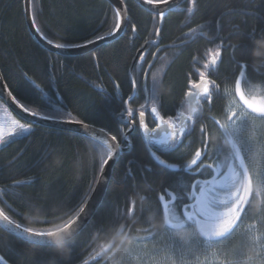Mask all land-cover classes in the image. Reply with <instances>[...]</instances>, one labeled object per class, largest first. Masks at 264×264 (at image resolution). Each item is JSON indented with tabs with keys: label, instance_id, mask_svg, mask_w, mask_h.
I'll list each match as a JSON object with an SVG mask.
<instances>
[{
	"label": "trees",
	"instance_id": "obj_1",
	"mask_svg": "<svg viewBox=\"0 0 264 264\" xmlns=\"http://www.w3.org/2000/svg\"><path fill=\"white\" fill-rule=\"evenodd\" d=\"M35 2L40 10L39 19L55 43L63 42V38L66 44L79 45L89 40L97 31L100 35L107 34L113 26L112 5L106 0ZM188 4L186 2L183 5L182 11H172L166 15L159 45L147 49L149 53L158 52V56L154 58L149 54L144 64V67L148 68L149 61L155 60L149 73V81L152 75L163 76L165 91L161 105L157 106H162L167 115H175L181 110V106H186L183 93L187 90L188 80L196 79L191 75L193 68L201 67L207 50L214 47L208 41L216 30L218 20L223 22L226 33L236 32L241 27L251 28L253 25L257 29L264 28V0H197L192 12L188 11ZM127 7L130 10L128 15L131 23L138 25L137 32L133 33L129 25L118 40L103 44L92 52L77 56H60L46 50L33 39L25 20L24 0H0V69L9 90L22 104L28 106L30 111L39 110L51 118H59L65 111L73 114L71 117L65 116V119H75L78 114L80 119L91 125L106 129L111 134H119V123L122 117H125L123 94L113 92L112 82L122 81L125 95L133 94L126 72L130 75L129 65L133 54L146 41L156 39L154 31L159 27L158 17L154 18L153 14L144 10L135 0H127ZM106 17L107 22H104ZM190 28H197L198 33L188 34ZM197 35L200 38H197ZM236 42L235 36L224 41L226 45H234ZM93 52L100 54L98 60L92 57ZM231 54L232 48L226 47L223 62L218 70H213L211 77L221 82L224 99L217 100L211 109L205 104L204 116L211 115L222 119L221 104L225 111L227 109L228 93L234 86L226 79L235 72L230 63ZM249 75L253 79L250 81L248 93L264 94V89L259 86L257 74L250 69ZM24 76L29 77L31 82L23 79ZM36 84H39L40 88L36 87ZM101 87L104 92L100 91ZM140 95L141 93H136V96ZM0 102L5 105L2 99ZM143 102L138 99L132 107L137 108ZM14 116L16 120L24 122ZM202 123L210 126V121H197L196 130L186 138L190 144L180 151L186 155L185 158H175L181 156L180 152L161 154L163 159L158 157L177 164L187 162L194 154L195 148L200 146L199 127ZM212 131L215 134V130ZM91 145L92 141L81 134L32 125L31 131L24 134L23 138L11 141L0 151V208L6 204L11 205L21 213L20 216L9 213L14 219L23 220L32 227H46L42 223L34 222V219L29 223L26 219L29 209L24 206V201L31 197L35 205H43L46 212L59 216V205L72 207L80 201L82 194H91L100 171L99 158L90 154ZM153 153L150 146L136 138L131 151L124 153L118 160L105 198L93 217L102 219L114 213L117 207L122 209L124 192L119 181L122 177L134 176L137 185L129 196L139 197L142 194L145 197L143 201L138 200L136 205L138 211L143 208V219L147 221L146 224L141 223L136 217H133L134 222L129 220L130 230L138 238L135 242L149 241L139 238L145 236L144 228L151 229L148 219L150 215L162 218L156 213L153 204L165 189L171 193L175 187L173 192L178 193L176 187L184 180L186 186H192L196 180L209 176L207 172L198 176L195 169L189 173L167 168L154 159ZM169 162L165 161V164H170ZM202 163L213 161L206 158ZM17 180L24 183L14 186L13 182ZM169 185L172 187H168ZM189 192L191 195V191ZM147 196H150L152 201ZM32 214L38 217L35 221L45 218L38 207L32 210ZM48 218L55 222L54 216L50 215ZM138 228L141 230L137 231ZM165 231L163 227L153 232L157 233L156 239L159 240ZM93 232L89 226L79 233L71 246L68 259L56 255L58 264H83L84 261H90L95 255L91 239ZM7 238V233L0 232V246ZM53 255L55 253L52 246L38 245L34 256L23 248L22 241H18L15 249L11 250V264H48ZM96 264L102 262L96 261Z\"/></svg>",
	"mask_w": 264,
	"mask_h": 264
},
{
	"label": "snow or ice",
	"instance_id": "obj_2",
	"mask_svg": "<svg viewBox=\"0 0 264 264\" xmlns=\"http://www.w3.org/2000/svg\"><path fill=\"white\" fill-rule=\"evenodd\" d=\"M29 2L30 0H24V15L32 34L38 40L51 46L53 49L79 46L66 44L63 38H61L63 42L55 43L46 31L43 22L39 19L40 10L35 0H31V7H29ZM110 2L112 4L111 12L113 15L111 31L105 35H100L97 31L89 40L81 42L82 46L86 47L115 40L129 25L133 33L138 31V25L131 23V18L128 15L130 10L127 7V0H110ZM170 2L171 0H138L141 7L153 13L154 18L159 17L161 26L155 28L154 35L156 39L146 41L145 45L133 54L131 64L129 65L132 75H128L126 72V78L133 95H125L122 81L117 80L112 82L113 92H121L123 94V112L127 122L120 127L119 134H111L108 130L103 129L101 130V135L90 131L83 136L92 141L91 146L94 150L100 147L107 149L106 153L101 155L98 160L100 171L96 177V181L97 185H99L106 182V169L109 161L114 157L115 149L120 147L122 136H131L133 130L142 131L149 138L155 137L157 143H173L175 145L174 150L179 152L181 146L185 144V139L196 130L197 121L202 119L210 121V126L205 123L200 125V146L195 148L194 154L187 160L186 164H165V161L155 156V153H153V157L159 164L167 168L177 171L184 170L189 173L195 169L196 175L199 176L207 172L211 176V179L196 180L193 184L195 191L190 196L182 195L185 189L181 188L179 189L181 195L173 197L171 200H166V197L170 193L165 189L157 197L153 205L156 213L164 219L165 230H170L174 227H187L196 222L218 227L221 223L217 225V221H220L222 217L226 218L223 220V223L227 226L217 235H213L211 231H206L209 242L213 239L219 241L228 237L237 225L240 224L248 208V204L245 201L250 200L252 196L251 192L241 193L233 191L232 185L241 171H247L246 153L251 141L246 133L249 130L258 133V127H264V94H249L247 91L250 87V81L253 79L249 75L250 69L257 74L259 86L261 89H264V63L254 66L251 62L253 59L251 55L253 48L252 41L254 38L264 35V28L257 29L253 25L251 28L241 27L236 32L226 33L223 22L218 20L216 22V30L208 41L214 47H210L207 50L203 65L199 68H193L191 75L196 77V79L188 80L187 90L183 93L187 108L184 109L181 106V110L177 114L167 115L164 113L162 106H157L158 104L161 105V98L163 96V93L157 91L158 86L163 84V76L152 75L149 81V73H151L155 60L149 61L148 68H145L144 64L149 54L154 58L158 56V52L149 53L147 49L155 47L162 38L163 21L166 18L167 10H169ZM187 2L190 5L188 11L192 12L196 7L197 0H187ZM104 22H107V17ZM197 33V28H190L188 34ZM233 36L237 38V42L234 45H226L224 41L231 40ZM197 38H200L199 35H197ZM226 47L232 48L230 63L235 69L232 76L226 78L234 85L229 90L232 97V106L225 111L221 104L222 119H217L211 115L204 116L203 106L206 104L211 109L217 100L224 99L221 82L211 77L213 70H218L219 65L223 62V53ZM99 55L98 52L92 53V57L97 60L99 59ZM194 63H198V61H194ZM2 79L3 76L0 74V80ZM23 79L31 82L27 76H24ZM35 86L40 88L39 84ZM0 88L4 90L2 84H0ZM100 91L104 92V89L101 87ZM137 92L141 93V95L136 96L135 93ZM6 95L13 102L17 103L24 113H28L39 120L51 118L42 114L39 110L30 111L29 107L20 103L12 92L9 91ZM138 99L144 101V103L140 104L139 110L132 107L133 103ZM149 102L152 104L150 109ZM72 115V113L65 111L59 117V120L66 124H77L83 129L95 127L80 119L78 114L75 119L64 118L65 116L71 117ZM148 117H151L150 121L147 119ZM257 122H259V125ZM150 125H154V127ZM31 128L32 125L30 123L14 120L9 129L0 131V145L23 138L24 134L31 131ZM212 129L215 130V139L212 138ZM257 139H259V135ZM226 144L230 145V148L226 147ZM179 154L183 156L182 152ZM206 158L211 159L213 163H202ZM129 179H131L130 183ZM260 180L264 184V172L260 173ZM119 182L124 192L123 207L122 209L117 207L114 213L102 219L93 218L89 220L87 209L91 200V194L88 192L82 194L80 201L72 207H67L65 204L59 205L57 209L60 211L59 216H55V213L46 212L43 205H35L31 197L24 201V206L29 209V213H32V210L38 207L39 212H42L45 218L42 221H35L34 219V222L42 223L46 226L44 228H52L56 225L73 227L76 236L89 226L94 231H104L110 225L120 224L122 227L128 226L129 217H136L137 221L146 224L147 221L143 219V208L141 207L138 211L137 205L129 200V193L134 191L137 185L134 176L122 177ZM248 182L251 183L250 178ZM23 183L24 181L19 180L13 182L14 186H21ZM168 187L172 186L169 185ZM147 198L152 201L150 196H147ZM233 204H235L234 213L231 208ZM9 213L15 216L21 215L11 205L6 204L3 208H0V232L7 233L8 237L3 241L2 246H0V252L3 253L0 254V264H11V250L15 249L18 241H22L23 248L35 256L38 248V238H48L49 235L48 232L42 230L44 228L28 226L23 220L14 219L13 215ZM69 213H71L70 218L67 215ZM50 215L55 217V222L48 218ZM143 231L145 232V236L139 239L156 240L157 233L151 231L150 228L146 227ZM162 241L168 242L169 247L173 251L177 250V245L170 235L162 236L159 241L152 244L151 248L144 245V248L148 250L144 257L145 260L154 257L160 252ZM89 247H91V244ZM131 259L132 254L124 256L122 258L123 264H128V261ZM50 260L58 264L56 253ZM96 261H101L99 255H94L90 261H84L83 264H96Z\"/></svg>",
	"mask_w": 264,
	"mask_h": 264
},
{
	"label": "rangeland",
	"instance_id": "obj_3",
	"mask_svg": "<svg viewBox=\"0 0 264 264\" xmlns=\"http://www.w3.org/2000/svg\"><path fill=\"white\" fill-rule=\"evenodd\" d=\"M231 106L232 97L229 91L226 110ZM14 120H16L15 116L0 102V131L9 129ZM257 123L259 125V122ZM246 135L251 141L246 153L247 171L240 172L232 189L241 193L251 192L252 196L250 200L245 201L248 204L247 211L235 230L220 241L209 242L206 231L217 235L216 226L196 222L187 227H174L166 230L163 236L172 237L177 245L176 251L169 247L168 242L162 241L160 252L145 260L148 250L144 248V245L151 248L152 244L160 239L135 242L130 251L124 255L132 254L128 264H135V261H140L141 264L144 262L169 264L170 259L175 260L177 264H264V184L260 180V173L264 172V127H258V133L249 130ZM258 135L259 139H257ZM226 147L230 148V145L226 144ZM249 178L251 183L248 182ZM205 179H211V176ZM190 190L191 194L195 191L193 185ZM231 208L234 213L235 204ZM224 219L226 218L222 217L220 221H217V225ZM201 229L204 230L201 231ZM180 231H186L189 234L187 240L178 238L177 233Z\"/></svg>",
	"mask_w": 264,
	"mask_h": 264
},
{
	"label": "clouds",
	"instance_id": "obj_4",
	"mask_svg": "<svg viewBox=\"0 0 264 264\" xmlns=\"http://www.w3.org/2000/svg\"><path fill=\"white\" fill-rule=\"evenodd\" d=\"M253 48H252V64L254 66L264 63V35L258 36L253 39ZM158 92L163 93L165 87L163 84L158 86ZM213 139L216 138V135L213 134ZM90 154H94L96 158H100L101 155L105 154L107 149L100 147L98 149H93L92 146L89 149ZM145 197L141 194L139 197L136 195H130L129 200L135 204L139 201H143ZM68 217H71V213L67 214ZM37 216H34L32 213H26V219L31 223L33 219H37ZM149 225L153 231L160 230L164 227V219L157 218L154 215L148 217ZM131 222H134L133 217H129ZM67 222V221H65ZM223 222L220 226L216 228V233H219L224 230L226 227ZM43 231L49 233L48 239L51 243L52 250L56 253L57 256L68 259L71 254V246L75 243L76 233L73 227H62L59 225L53 226L52 228H44ZM141 229H137L140 231ZM201 231H203L201 229ZM188 233L186 231H180L177 233L178 238L187 240ZM93 242V252L95 255L101 257L102 264H123L122 258L124 255L130 251L133 247L137 236L130 230V224L128 226L122 227L120 224L110 225L104 231H94L92 234ZM49 264H55L53 260L49 261ZM135 264H141L140 261H135ZM148 264V262H144ZM169 264H177L175 260H169Z\"/></svg>",
	"mask_w": 264,
	"mask_h": 264
},
{
	"label": "water",
	"instance_id": "obj_5",
	"mask_svg": "<svg viewBox=\"0 0 264 264\" xmlns=\"http://www.w3.org/2000/svg\"><path fill=\"white\" fill-rule=\"evenodd\" d=\"M106 1L111 4L110 0H106ZM135 1H136V3L139 6H141L138 3V0H135ZM186 2H187V0H171L170 5H169V10H167V14L172 12V11H182L183 10V5ZM29 7H31V0L29 2ZM143 9L145 10V8H143ZM149 13L153 14L152 12H149ZM158 19H159V17H158ZM25 20H26V18H25ZM163 23H164V21H163ZM26 24H27V27L29 29L30 34L32 35L33 39L37 43H39L46 50H48V51H50L52 53L58 54L60 56H77V55H82V54H86V53L92 52L94 49H96L97 47H99V46H101L103 44L111 43V42H113L115 40H118L120 37H122L124 35V33L126 31L125 30L124 32L120 33L118 38H116L115 40H110V41H108L106 43H102V44L89 45V46H86V47L82 46V44H79V46L65 47V48H62V49H53L51 46L46 45L43 42H41L40 40H38L32 34V31L30 30L29 25L27 23V20H26ZM160 26L161 25H160V22H159V27ZM159 43H160V41H159ZM159 43L156 44L155 46L159 45ZM0 74H2L1 69H0ZM130 75H132L131 71H130ZM0 84H2L4 86V90L2 88H0V99L3 100L5 105L9 108V110L14 115H16L18 118H20L24 122L30 123L32 125H38V126H44V127L58 129V130L74 132V133H78V134H81V135H86L90 131L94 132L97 135H101V130H103V128H100V127H97V126H95L92 129H83L77 124H66V123H63V122H61L59 120V118H50V119L39 120L36 117L30 116L28 113H24L17 103L13 102L10 97H7L6 93L9 92L10 90H9V88L6 85V83L4 81V78L2 80H0ZM135 95H136V93H135ZM186 107H187V103H186ZM126 122L127 121L125 119L124 123H126ZM140 133H141V136L143 137L144 141L146 143H148V144L150 143L151 145H155V146H158V147H165V148H167L170 145H172V143H166V144L157 143L155 137L149 138V137L145 136L142 131H140ZM161 135H163V133H161ZM128 137L129 136H124L123 137V142H124L125 145L120 143V147L115 149V153H114L113 159L111 161H109V165H108V167L106 169V172H107V175L105 177L106 182L100 183L99 185H97V182H96V184H95V186H94V188H93V190L91 192V200L89 201V205H88V209H87V212L89 214V220L93 219L94 215L98 211L99 207L101 206V204H102V202H103V200L105 198V195L107 193L108 187H109L110 182H111V178H112V174H113L114 168H115L118 160L120 159V157L124 153L130 152L131 149H132V142L128 139ZM9 144H10V142H6L5 144L0 145V151L3 150L5 147H7ZM174 149H175V147H174ZM38 245L51 246L50 242L48 241V238H38Z\"/></svg>",
	"mask_w": 264,
	"mask_h": 264
},
{
	"label": "flooded vegetation",
	"instance_id": "obj_6",
	"mask_svg": "<svg viewBox=\"0 0 264 264\" xmlns=\"http://www.w3.org/2000/svg\"><path fill=\"white\" fill-rule=\"evenodd\" d=\"M188 5H189V4H188ZM143 103H144V102H143ZM151 106H152V104H151V102H149V109L151 108ZM139 108H140V106L137 107L138 110H139ZM186 108H187V107L185 106L184 109H186ZM177 113H178V112H177ZM166 118H167V117H166ZM147 119L150 121V120H151V117H148ZM124 120H125V117H124V118L122 117V119H121V123H119L120 126H122V125L124 124V123H123ZM150 126H153V127H154V125H150ZM123 137H124V136H123ZM137 137H138L143 143H145V144H147L148 146H150V148L153 149V151H154V153L157 155V157H158V156L161 157V154H169V155H171L172 153L177 154V153H179L181 150L185 149L186 146H188V145L190 144V142H188V139H187V140L185 139V144L181 146V149L179 150V152H176V151L174 150L175 145H174L173 143H172V145H170V146L167 147V148H165V147H158V146H155V145H151L150 143H149V144L146 143V142L144 141L143 137L141 136L140 131H137V130H133L131 136H129V140L132 141V144H133V145H134V142H135V140H136ZM121 143H123V142H121ZM185 157H186V155H183V156H175V158H178V159H183V158H185ZM161 158H162V157H161ZM165 158H166V155H165ZM175 158H174V159H175ZM162 159H163V158H162ZM165 161L168 163L170 160H169V159H165ZM169 163H170V165H177L176 162H169ZM183 164H186V162L183 163ZM181 188H184V189H185V191L182 193V195H186V193H187V196H190V192H189V191H191V190H190L191 185L189 186V184H187V186H186V180H184V182H183L182 184H180L179 187H176V189H177V191H178L179 194L173 192V190H172V192L170 193V195H169L168 197H166V200H171V199H173V197H176V196H178V195H181V193H180V191H179V189H181ZM174 189H175V187H174ZM186 190H187V191H186ZM232 190H233V189H232ZM181 207H182V205H181ZM219 241H220V240H219Z\"/></svg>",
	"mask_w": 264,
	"mask_h": 264
}]
</instances>
